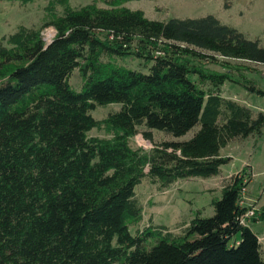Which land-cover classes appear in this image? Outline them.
<instances>
[{
  "label": "trees",
  "instance_id": "trees-1",
  "mask_svg": "<svg viewBox=\"0 0 264 264\" xmlns=\"http://www.w3.org/2000/svg\"><path fill=\"white\" fill-rule=\"evenodd\" d=\"M36 1L0 3L26 11ZM100 1L49 0L50 43L24 25L0 40V264H264L249 226L264 220V206L243 204L248 168L225 181L213 217L178 232L143 225L136 192L216 177L231 161L224 148L262 136L264 112L222 88L264 65V48L213 16L156 21L125 6L142 0ZM113 104L121 109L93 117ZM197 126L188 141L155 142L145 131L151 149L131 144L143 127L180 138ZM102 127L109 138L90 137Z\"/></svg>",
  "mask_w": 264,
  "mask_h": 264
},
{
  "label": "rangeland",
  "instance_id": "rangeland-1",
  "mask_svg": "<svg viewBox=\"0 0 264 264\" xmlns=\"http://www.w3.org/2000/svg\"><path fill=\"white\" fill-rule=\"evenodd\" d=\"M48 1H36L26 11L17 5L1 2L0 40L4 36L13 34L20 25L37 27L41 30L46 42L52 40L57 31L50 23L51 16L44 10ZM92 2L98 3L99 6L103 5L100 0H71L73 7L85 6ZM125 6L132 10L143 11L149 19L156 21L213 16L222 24L242 33L248 40L259 42L264 48V0H142L127 3ZM58 13H61V10ZM128 64L129 66L137 65L130 61ZM233 65L245 66V63L234 62ZM249 66L252 70L236 72L238 77L235 80L243 86L228 82L222 88V96L243 103L255 113L264 112V95L246 89L248 86L246 83L251 82L257 89L264 92V65L250 64ZM209 68L215 72H223L219 66L210 65ZM71 84L74 89H80L82 80L78 71L73 74ZM120 109L119 104L108 105L99 107L92 115L96 120L102 121L109 114ZM198 130L199 126L184 137L176 138L165 132L143 127L140 129L141 133L132 139L131 144L135 148L151 149L153 144L145 140L142 134L145 131L151 132L155 142H184L190 140ZM89 135L109 138L111 134L102 127L92 130ZM221 155L231 158V161L221 168L220 175L216 177L179 181L164 191H160L157 186L149 183L138 186L136 192L144 206L143 225H148L152 220L155 225L165 226L178 232L180 231L177 229L178 226L189 224L197 216L213 217L215 210L212 204L213 201L221 198L225 181L245 168L250 170L251 181L243 204L252 209L263 207L264 131L261 137H249L230 143L221 151ZM249 226L260 237L264 251V220L250 222Z\"/></svg>",
  "mask_w": 264,
  "mask_h": 264
},
{
  "label": "water",
  "instance_id": "water-1",
  "mask_svg": "<svg viewBox=\"0 0 264 264\" xmlns=\"http://www.w3.org/2000/svg\"><path fill=\"white\" fill-rule=\"evenodd\" d=\"M50 42H51V40L48 43H50Z\"/></svg>",
  "mask_w": 264,
  "mask_h": 264
},
{
  "label": "bare ground",
  "instance_id": "bare-ground-1",
  "mask_svg": "<svg viewBox=\"0 0 264 264\" xmlns=\"http://www.w3.org/2000/svg\"><path fill=\"white\" fill-rule=\"evenodd\" d=\"M245 194V193H244ZM243 201V200H242Z\"/></svg>",
  "mask_w": 264,
  "mask_h": 264
},
{
  "label": "built area",
  "instance_id": "built-area-1",
  "mask_svg": "<svg viewBox=\"0 0 264 264\" xmlns=\"http://www.w3.org/2000/svg\"><path fill=\"white\" fill-rule=\"evenodd\" d=\"M251 215V214H250Z\"/></svg>",
  "mask_w": 264,
  "mask_h": 264
}]
</instances>
